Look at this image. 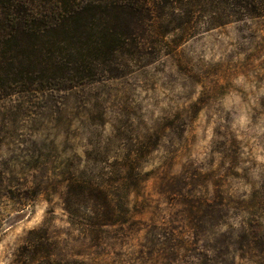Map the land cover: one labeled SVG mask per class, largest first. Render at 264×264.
<instances>
[{"label": "rangeland", "instance_id": "374dc122", "mask_svg": "<svg viewBox=\"0 0 264 264\" xmlns=\"http://www.w3.org/2000/svg\"><path fill=\"white\" fill-rule=\"evenodd\" d=\"M197 29L121 77L0 100V264L42 224L71 264H264V17ZM138 144L131 220L96 245L69 223L67 178Z\"/></svg>", "mask_w": 264, "mask_h": 264}, {"label": "trees", "instance_id": "16d2710c", "mask_svg": "<svg viewBox=\"0 0 264 264\" xmlns=\"http://www.w3.org/2000/svg\"><path fill=\"white\" fill-rule=\"evenodd\" d=\"M259 17L264 0H0V100L121 77L197 28ZM150 148L136 145L104 175L67 178L63 209L86 240L100 245L108 228L130 222L129 195ZM21 251L16 264L74 261L45 224L27 233Z\"/></svg>", "mask_w": 264, "mask_h": 264}]
</instances>
